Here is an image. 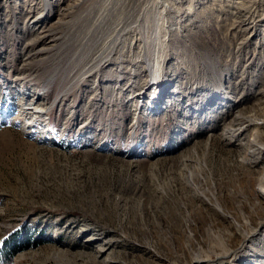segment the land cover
Instances as JSON below:
<instances>
[{
  "label": "rangeland",
  "instance_id": "1",
  "mask_svg": "<svg viewBox=\"0 0 264 264\" xmlns=\"http://www.w3.org/2000/svg\"><path fill=\"white\" fill-rule=\"evenodd\" d=\"M262 160L264 0H0L13 264H264Z\"/></svg>",
  "mask_w": 264,
  "mask_h": 264
},
{
  "label": "trees",
  "instance_id": "2",
  "mask_svg": "<svg viewBox=\"0 0 264 264\" xmlns=\"http://www.w3.org/2000/svg\"><path fill=\"white\" fill-rule=\"evenodd\" d=\"M21 232L14 233L0 244V264H13V259L18 253L30 248L29 239Z\"/></svg>",
  "mask_w": 264,
  "mask_h": 264
},
{
  "label": "bare ground",
  "instance_id": "3",
  "mask_svg": "<svg viewBox=\"0 0 264 264\" xmlns=\"http://www.w3.org/2000/svg\"><path fill=\"white\" fill-rule=\"evenodd\" d=\"M38 19H39V18H38ZM37 21L40 22L39 20H37ZM45 36H46V35H45ZM44 38H45V37H44ZM42 39H43V38H42ZM29 106H30V105H29ZM36 109H38V108H36ZM29 110H32V108L30 107V108H28L26 111L29 112ZM251 119H253V118L250 117V120H251ZM256 124H257V123H256ZM233 129H234V128H233ZM227 131H228V130H227ZM227 131H226V132H227ZM233 131H234V130H233ZM232 134H234V133H232ZM257 143H258V142H257ZM256 148H258V147H256ZM258 150H259V152H261V149L258 148ZM246 156H247V157H245L244 160H243L244 163H248V164H252V163H253V164L257 165V162H255V161H253V160L251 159V154H246ZM249 157H250L251 160L249 159ZM262 161H264V160H262ZM260 164H261V163H260Z\"/></svg>",
  "mask_w": 264,
  "mask_h": 264
}]
</instances>
